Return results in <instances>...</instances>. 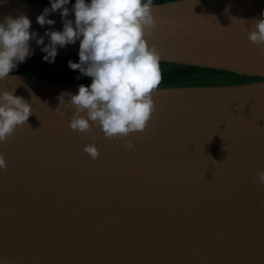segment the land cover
<instances>
[{"label": "water", "instance_id": "95a60500", "mask_svg": "<svg viewBox=\"0 0 264 264\" xmlns=\"http://www.w3.org/2000/svg\"><path fill=\"white\" fill-rule=\"evenodd\" d=\"M46 6L0 0V21L25 14L38 36L60 30L59 11L36 23ZM262 10L264 0L154 4L146 39L160 62L264 79V51L248 40ZM29 43L30 57L44 55ZM12 89L32 115L0 142V264H264V81L157 88L145 130L114 139L68 127L72 106L57 97L77 86L0 80Z\"/></svg>", "mask_w": 264, "mask_h": 264}, {"label": "clouds", "instance_id": "9594fccd", "mask_svg": "<svg viewBox=\"0 0 264 264\" xmlns=\"http://www.w3.org/2000/svg\"><path fill=\"white\" fill-rule=\"evenodd\" d=\"M69 3L48 0L36 23L54 25L56 21L49 15L59 11L62 27L45 29L42 36L30 30L31 20L25 14L0 21V80L14 74L33 54L30 41L40 46L41 59L47 63L55 61L58 47L79 41L78 60L69 59L67 67L79 72L77 79L88 77L90 83L79 84L75 93L58 95L59 104L68 96L66 103L73 109L68 127L85 134L99 127L109 139L144 131L155 108L152 93L161 82V55L146 39L156 26L153 0H74L71 7ZM69 14L72 19L67 18ZM248 40L264 49V10L254 19ZM13 93L14 89L0 91V142L32 115L31 104ZM131 147V140L126 141V148ZM83 151L93 160L99 154L93 144H86ZM6 167L0 153V170ZM255 179L264 185V169Z\"/></svg>", "mask_w": 264, "mask_h": 264}, {"label": "trees", "instance_id": "16d2710c", "mask_svg": "<svg viewBox=\"0 0 264 264\" xmlns=\"http://www.w3.org/2000/svg\"><path fill=\"white\" fill-rule=\"evenodd\" d=\"M23 1L48 3V0ZM171 1L178 0H153V5ZM73 2L74 0H70V3ZM41 57L42 56L29 57L24 63H21L17 66L14 74L74 86H78L79 84L87 85L90 83V78L88 77L81 76L80 79H77L79 72L70 70L67 67V61L71 59L75 62L78 60V56H56L53 63L44 62L42 61ZM160 70L161 82L157 88L201 85L221 86L222 83L213 81H216V78H218L217 81H219L223 79L226 80L234 76L242 77L244 79L255 78L216 69L171 64L165 62H160ZM225 84H228V82Z\"/></svg>", "mask_w": 264, "mask_h": 264}, {"label": "flooded vegetation", "instance_id": "af4514ba", "mask_svg": "<svg viewBox=\"0 0 264 264\" xmlns=\"http://www.w3.org/2000/svg\"><path fill=\"white\" fill-rule=\"evenodd\" d=\"M233 78H235L234 81L232 80ZM219 81H223L224 83L228 82V84H232V85H242V84L262 82V81H264V79L263 78H256V77L244 79L242 77L234 76V77H230L229 79H226V80L223 79V80H219Z\"/></svg>", "mask_w": 264, "mask_h": 264}, {"label": "rangeland", "instance_id": "374dc122", "mask_svg": "<svg viewBox=\"0 0 264 264\" xmlns=\"http://www.w3.org/2000/svg\"><path fill=\"white\" fill-rule=\"evenodd\" d=\"M217 80H218V78H216V81H213V82H220V83H222V84H221V86H228V85H232V84H225L226 82L224 83L223 81H217ZM232 80L234 81V80H235V78H233ZM256 83H257V82H256ZM224 84H225V85H224ZM201 86H202V85H201ZM203 86H204V85H203Z\"/></svg>", "mask_w": 264, "mask_h": 264}, {"label": "snow or ice", "instance_id": "6c2138e0", "mask_svg": "<svg viewBox=\"0 0 264 264\" xmlns=\"http://www.w3.org/2000/svg\"><path fill=\"white\" fill-rule=\"evenodd\" d=\"M262 51H264V49H262Z\"/></svg>", "mask_w": 264, "mask_h": 264}]
</instances>
